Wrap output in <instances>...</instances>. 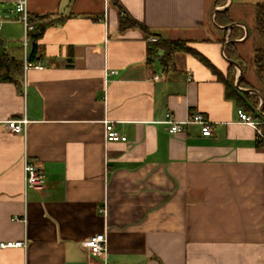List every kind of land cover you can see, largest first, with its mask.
<instances>
[{
    "label": "crops",
    "instance_id": "obj_1",
    "mask_svg": "<svg viewBox=\"0 0 264 264\" xmlns=\"http://www.w3.org/2000/svg\"><path fill=\"white\" fill-rule=\"evenodd\" d=\"M115 1L28 0L44 29L25 44L15 0H0V57L22 64L0 78V243L26 244L0 246V264H101L82 244L103 232L109 264H264V143L230 96L258 98L261 112L264 0ZM123 15L147 30L122 27ZM232 31L243 66L225 54ZM150 37L185 41L224 78L233 66L231 86L185 49L165 64ZM169 112L206 115L212 134L195 123L170 133ZM23 117L24 133L7 129ZM106 120L128 140L107 142ZM26 154L42 190L25 189Z\"/></svg>",
    "mask_w": 264,
    "mask_h": 264
},
{
    "label": "built area",
    "instance_id": "obj_2",
    "mask_svg": "<svg viewBox=\"0 0 264 264\" xmlns=\"http://www.w3.org/2000/svg\"><path fill=\"white\" fill-rule=\"evenodd\" d=\"M16 11L19 14L21 21L25 26V44L28 40V33L30 30L34 29V25L30 22V14L28 11V0H15ZM2 29V23L0 22V30ZM157 38L150 37V41L155 42ZM31 66L28 62H25L24 68L27 69ZM39 68L41 66L35 65ZM114 73V71H112ZM239 121L246 123L254 127L258 134V139L264 143V116L253 117L250 113L239 108L237 110ZM165 123L169 125L170 133H177L184 130L186 124L195 123L201 126V132L203 135L209 136L212 134L211 121L206 115L202 113H197L192 115L186 120H177L171 112L167 113V119L164 120ZM28 119L23 117L21 119H10L6 121L7 129L14 133H24L27 129ZM105 139L107 142H126L128 138L125 135L120 134L114 127L112 121L106 120L105 122ZM23 170H24V186L25 189L33 188L36 190L44 189V176L41 167L36 163V161L30 158L27 154L24 156L23 160ZM24 241L18 242H1L0 246L6 247H17L25 246ZM84 248L87 250L88 254L92 258H96L101 264H109L107 255V235L105 232L97 233L86 239L83 244Z\"/></svg>",
    "mask_w": 264,
    "mask_h": 264
},
{
    "label": "trees",
    "instance_id": "obj_3",
    "mask_svg": "<svg viewBox=\"0 0 264 264\" xmlns=\"http://www.w3.org/2000/svg\"><path fill=\"white\" fill-rule=\"evenodd\" d=\"M225 1L226 0H218V3H219L218 5L224 4ZM115 3L117 2L115 1ZM117 5L119 4L117 3ZM37 19L38 18L36 16L30 17V22L34 25V30L33 32H30L29 35L34 40L37 39L41 35L44 29V24L40 23L38 26H35L36 25L35 22L37 21ZM215 22L219 25H224V26L230 25L232 23V19L229 15L228 9L217 11L216 16H215ZM121 24H122V27L139 26V27L146 29L144 25L136 22L135 20L129 18L126 15L122 16ZM256 28L259 34L264 38V2H258L256 4ZM233 39H235V34L232 31L230 34L229 40L233 41ZM232 41L227 44L225 48V54L229 59L235 60L241 66H243L242 61L240 60V54L238 52L236 42H232ZM178 49H185L187 51H190L198 55L199 58L209 67H211V69L218 75V77L226 83V85L231 86V83L233 81V69H234L233 66H230V72H231L229 73L230 79L224 78L221 72L218 69H216L210 63L209 60H207L204 56H202L200 53H198L194 49L188 47L185 41L159 38L155 42L150 43L148 46L149 53L152 55L157 54L159 50L163 51V55L161 56V58L165 64H167L170 61L171 54L175 50H178ZM36 51H37V45L35 44L33 47V52L30 56V61L34 60ZM255 64H256L260 77L263 79L264 78V47L257 49L255 51ZM21 68H22V64L16 61L15 59L9 58L5 55L3 57H0V78L10 79L12 78L13 73L20 71ZM2 71H4L5 73L4 74L1 73ZM243 82H244L243 79H241V83ZM230 96L234 97L237 101H241L242 106H244L246 110L251 111L254 114V116L256 117L264 116V106H263L262 112H259L257 110V106H256L257 102L254 101L256 97L251 96L247 93H232L230 94ZM256 99L258 100V98Z\"/></svg>",
    "mask_w": 264,
    "mask_h": 264
},
{
    "label": "water",
    "instance_id": "obj_4",
    "mask_svg": "<svg viewBox=\"0 0 264 264\" xmlns=\"http://www.w3.org/2000/svg\"><path fill=\"white\" fill-rule=\"evenodd\" d=\"M222 9L224 10V8H221V9H220V8H217L216 11H219V10H222ZM227 27H230V26H227ZM231 41H232V40H231ZM231 41H229V42H231ZM229 42H228V43H229ZM2 44H3V40H2V38L0 37V46H1ZM232 63L235 64V66H237V68H240V66H239V64H238L237 62L232 61ZM240 69H241V68H240ZM239 82H240V81L238 80V81H237V84H238ZM246 91H247V92H250V93H251V92H256L254 89H246ZM256 93H258V92H256ZM263 103H264V99L262 98V104H261V106H260V108H259V110H260L261 112H262V110H263V105H264Z\"/></svg>",
    "mask_w": 264,
    "mask_h": 264
},
{
    "label": "rangeland",
    "instance_id": "obj_5",
    "mask_svg": "<svg viewBox=\"0 0 264 264\" xmlns=\"http://www.w3.org/2000/svg\"><path fill=\"white\" fill-rule=\"evenodd\" d=\"M1 49V48H0Z\"/></svg>",
    "mask_w": 264,
    "mask_h": 264
}]
</instances>
